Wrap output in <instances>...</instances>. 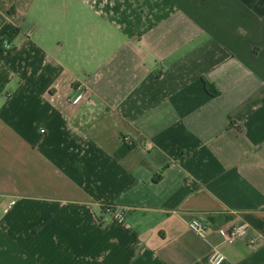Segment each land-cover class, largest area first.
<instances>
[{
  "label": "crops",
  "instance_id": "obj_1",
  "mask_svg": "<svg viewBox=\"0 0 264 264\" xmlns=\"http://www.w3.org/2000/svg\"><path fill=\"white\" fill-rule=\"evenodd\" d=\"M0 195V264H264V0H0Z\"/></svg>",
  "mask_w": 264,
  "mask_h": 264
},
{
  "label": "built area",
  "instance_id": "obj_2",
  "mask_svg": "<svg viewBox=\"0 0 264 264\" xmlns=\"http://www.w3.org/2000/svg\"><path fill=\"white\" fill-rule=\"evenodd\" d=\"M2 47L5 51L11 50V41L7 38L4 40ZM77 94L69 99L70 104L73 106H78L82 103L85 104H92V97L90 95V92L87 89H84L82 87L76 88ZM125 145H132V142L129 139L124 140ZM4 199L3 195H0V201ZM16 199H8L7 202V209H11L15 206ZM128 209L126 208H120L113 205H106L103 208V214L100 217L99 221L100 223H106L109 220H115L119 223H124L126 215H127ZM189 228L191 231H193L195 234H197L200 238L205 239L209 236V234L214 231L213 226L210 222H202L200 220H194L189 223ZM227 242H233L237 239L245 238L249 234V228L248 226L242 224V225H234L230 227L229 229H226L224 227H218L215 229ZM254 240H250V244H253ZM226 261V256L220 252L215 251L210 256L206 264H223Z\"/></svg>",
  "mask_w": 264,
  "mask_h": 264
},
{
  "label": "rangeland",
  "instance_id": "obj_3",
  "mask_svg": "<svg viewBox=\"0 0 264 264\" xmlns=\"http://www.w3.org/2000/svg\"><path fill=\"white\" fill-rule=\"evenodd\" d=\"M84 117L87 119V124L89 126H94L96 123L102 124H110L112 123L113 115L109 112L102 115L98 112L94 107L89 106L86 107L83 111Z\"/></svg>",
  "mask_w": 264,
  "mask_h": 264
},
{
  "label": "trees",
  "instance_id": "obj_4",
  "mask_svg": "<svg viewBox=\"0 0 264 264\" xmlns=\"http://www.w3.org/2000/svg\"><path fill=\"white\" fill-rule=\"evenodd\" d=\"M18 30H14L13 32H11L9 35H8V39L9 40H13L16 35H18ZM208 90L210 92H212L214 95H217L218 92L216 91V89L211 85L209 84L208 85ZM134 149V146L133 145H123L122 148L119 149L118 153H117V158L120 159L122 158L123 156H125L126 154H128L130 151H132Z\"/></svg>",
  "mask_w": 264,
  "mask_h": 264
}]
</instances>
